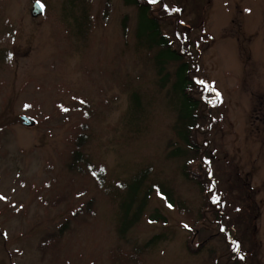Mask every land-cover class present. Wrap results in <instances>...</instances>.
Listing matches in <instances>:
<instances>
[{
  "label": "rangeland",
  "instance_id": "obj_1",
  "mask_svg": "<svg viewBox=\"0 0 264 264\" xmlns=\"http://www.w3.org/2000/svg\"><path fill=\"white\" fill-rule=\"evenodd\" d=\"M33 1L0 0V264H135L130 252L157 233L161 240L131 258L136 264H264V119L253 110L264 104V0H160V11L152 5L163 14L161 34L176 48L177 30L197 66L192 73L216 95L193 111L210 160L206 179L219 198L213 208L220 219L207 212L210 222L201 221L200 189L181 173L194 154L174 130L184 104L178 64L158 74L163 45L140 26L137 9L110 0L104 14L106 0H40L45 10L32 17ZM86 104L89 112L76 108ZM20 115L36 124L24 126ZM83 122L91 136L85 152L106 167L104 186L65 168ZM145 166V184L155 188L120 237L121 199L111 186L130 185ZM156 185L178 194L184 208L169 206ZM89 198L92 208L70 221L59 249L45 246V236ZM155 210L164 222L149 219ZM215 232L199 253L188 251L190 237L197 246ZM249 250L244 263L239 252Z\"/></svg>",
  "mask_w": 264,
  "mask_h": 264
},
{
  "label": "trees",
  "instance_id": "obj_2",
  "mask_svg": "<svg viewBox=\"0 0 264 264\" xmlns=\"http://www.w3.org/2000/svg\"><path fill=\"white\" fill-rule=\"evenodd\" d=\"M123 1L125 4L131 5L137 9L138 23L140 24V26L145 23L149 29L150 34L156 36V39L160 41V43L163 45V53L161 54H163L164 56L162 59L164 61L163 64L160 61L157 62V65L159 66L158 74L161 75L163 73V70L165 69V65L167 63L175 61L178 64L174 72V76L176 78L175 84L178 85L181 89V92L184 96V104L180 109L179 115L176 119L174 130L178 138L185 145L191 148V151L194 154L193 159L185 161V163L181 167V173L185 179L197 185L203 196L204 204H201V206L198 208L201 221L210 220L206 217L207 212L211 213L212 215H216V219H220V217L218 216L219 212H217L218 210L215 209L220 207L218 204L219 198L218 193L216 192L215 182L212 177L206 179L207 174H210V160L208 159V157H206L207 147L204 143L202 146L199 143V137L202 135L198 132L200 131V128H197L196 125V123L199 121H197V117L194 116L196 115V109L198 107L204 108L206 106V102L209 101L210 98H212V96L214 95L211 93L210 88L203 85L202 82H199L195 75L192 73V68H194V65H191L190 63L189 56L187 55V47L186 45H183V41H181L182 39L181 37H179L177 30L173 31L175 38L178 39L179 42V45H177L176 48H173V46H171L172 40H167L166 37L161 34L159 28V18H162L163 14L155 13V10L152 9L153 6L151 1ZM159 2L160 0H156V2L154 3L157 4ZM109 6L110 0H106L104 14H106L109 10ZM161 9H163V6L157 4L156 10L160 11ZM165 18L172 21L174 25L176 24V19H174V17L168 18V16H166ZM158 37L160 40L158 39ZM194 91L196 92L197 98L193 96ZM87 106L88 104L83 105L82 107L77 106L76 108L78 110L83 109L89 112V108H87ZM205 116L207 118V121L210 122V117L208 115ZM76 128L79 131L72 139L73 141L71 143V147L68 150V155L64 162L65 168L66 170L72 173H80L85 176H91L95 179L97 185L104 186L106 180L105 165L102 163H94L90 159L88 153H86L84 150L85 145L90 141L91 138L90 134L87 133L89 129V124L87 122H83L80 124V126H77ZM207 128H209V126L203 127L204 131H206ZM177 152L183 154L180 148L177 149ZM150 171L151 167L145 166L139 169L137 173L133 175L130 185H128L125 181H119L117 185L111 186V193L114 192V197L121 199L118 201L120 215L119 222L117 225V232L120 237H124L127 229L132 227L137 222L138 218L143 213L142 211L149 202L151 194L155 188V183L145 184V181L148 178ZM156 188L157 192L165 199L166 203L169 206L184 208L183 203L181 202L182 199L178 194L175 196L173 190L164 191L161 188L159 189L158 185H156ZM121 190H123V192H121ZM125 191L126 194L128 192V199L126 197L125 199H122V197L125 195ZM93 203V198H89L88 200L81 203L76 209L71 212V215L63 221L58 231L55 233H51L48 236H45V239L42 241V243L45 244V246H52L54 251L58 250L59 245L61 243L59 240L61 239V236L69 226L70 221L79 219L85 211H89L90 207L92 208ZM159 216L160 214L157 210L153 211L151 214L148 215L149 219L151 220L161 218L160 220L164 222V217ZM211 224H213V226L217 230L221 229L220 225H222V223L219 220H215ZM226 229L229 231L230 237L233 236L229 228ZM198 230L199 228L194 229V235L198 234ZM216 233L217 232L212 234L210 233V235H208L205 239L201 240L197 246H192V243H194V237H190V239L186 242L188 251L192 254L199 253L204 248L206 242H208V240L212 238V236H214V234ZM161 238V233L152 235L144 243L139 246L137 245L134 248V251L130 252L128 259L136 264V262L132 259H136V257L144 251L142 249H146L147 247L156 244L159 240H161ZM234 241H236L235 238L233 239V242ZM233 242L231 244H233ZM232 246L233 245L229 244V247ZM118 250H121V248L118 247ZM228 255L229 252L224 251L219 256L218 261L220 260V263L224 262L228 258ZM240 257L241 256H239V258ZM123 262L124 264H127V261L123 260Z\"/></svg>",
  "mask_w": 264,
  "mask_h": 264
},
{
  "label": "flooded vegetation",
  "instance_id": "obj_3",
  "mask_svg": "<svg viewBox=\"0 0 264 264\" xmlns=\"http://www.w3.org/2000/svg\"><path fill=\"white\" fill-rule=\"evenodd\" d=\"M209 1H211V0H209ZM153 3H154V2H152V5H153ZM209 4H210V2L208 3L207 6H209ZM177 19H178V18H177ZM244 22H245V21L243 20V23H244ZM175 23H176L175 26H177V21H176V20H175ZM180 23H181L182 25H187V24L184 23V22H180ZM240 26L242 27V24L239 25V26L237 27V31H238V33H241V31H242V29H238ZM188 28H189V26H188ZM207 40H208V39H207ZM199 54H200V51H199ZM188 55H189V53H188ZM189 57H191L190 59H191V61L193 62V57H192V55H189ZM253 110L256 111V112H258V113H263L262 116H261L260 118H261V119H264V104H263V103H259V104L255 105ZM257 118H259V117L257 116ZM239 254L243 256V260H242V262H244V263L250 261V259H251L252 256H253V254H252V255L250 254V250H249V251H241V252H239ZM256 263H257V264H260L258 261H256Z\"/></svg>",
  "mask_w": 264,
  "mask_h": 264
},
{
  "label": "water",
  "instance_id": "obj_4",
  "mask_svg": "<svg viewBox=\"0 0 264 264\" xmlns=\"http://www.w3.org/2000/svg\"><path fill=\"white\" fill-rule=\"evenodd\" d=\"M42 13H43V9L41 10L40 6L37 4V1H35L32 4L31 15L33 17H36V16H39ZM20 119H21L22 124L25 125V126L31 127V126H33L35 124V120L34 119H32V118H30L28 116H25V115H21Z\"/></svg>",
  "mask_w": 264,
  "mask_h": 264
},
{
  "label": "bare ground",
  "instance_id": "obj_5",
  "mask_svg": "<svg viewBox=\"0 0 264 264\" xmlns=\"http://www.w3.org/2000/svg\"><path fill=\"white\" fill-rule=\"evenodd\" d=\"M36 1H37V0H36ZM34 2H35V1H33L32 4H33ZM31 8H32V6H31ZM44 10H45V9H44ZM44 10H43V12H44ZM42 14H43V13H42ZM30 15H31V9H30ZM40 15H41V14H40ZM31 16H32V15H31ZM32 17H33V16H32ZM189 60H190L191 65H194V68L197 67L195 63L192 64L193 62L191 61L190 58H189ZM194 62H195V61H194ZM213 95L216 96L215 94H213ZM20 116H21V115H20ZM20 116H19V117H20ZM25 116H26V115H25ZM32 119H33V118H32ZM21 123H22V122H21ZM35 124H36V121H35ZM35 124H34V125H35ZM34 125H33V126H34ZM24 126H25V125H24ZM182 153H183V152H182ZM180 155H182V154H180Z\"/></svg>",
  "mask_w": 264,
  "mask_h": 264
},
{
  "label": "snow or ice",
  "instance_id": "obj_6",
  "mask_svg": "<svg viewBox=\"0 0 264 264\" xmlns=\"http://www.w3.org/2000/svg\"><path fill=\"white\" fill-rule=\"evenodd\" d=\"M151 2H156V0H151ZM37 4L40 6L41 10L43 9V5L40 4V0H37ZM2 199V197H0Z\"/></svg>",
  "mask_w": 264,
  "mask_h": 264
}]
</instances>
